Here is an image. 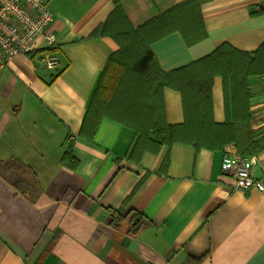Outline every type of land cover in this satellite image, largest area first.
Listing matches in <instances>:
<instances>
[{
    "label": "crops",
    "instance_id": "1",
    "mask_svg": "<svg viewBox=\"0 0 264 264\" xmlns=\"http://www.w3.org/2000/svg\"><path fill=\"white\" fill-rule=\"evenodd\" d=\"M182 1L47 0L55 66L19 53L0 68V264H183L201 256L200 264H264V191L236 189L221 169L224 151L177 142L132 161L134 132L109 118L92 141L78 136L118 49L110 35L93 32L117 6L137 27ZM200 6L205 38L187 45L174 31L150 44L161 69L188 64L223 42L245 51L264 42V0ZM248 83L251 123L263 147L246 157L254 159V177L264 179V76ZM163 99L165 121L181 123L180 92L165 87ZM212 107L214 120L223 122L220 76L213 79ZM70 140L74 169L60 162ZM227 148L235 153L232 144ZM17 177L23 191L11 182ZM112 211L125 217L115 222Z\"/></svg>",
    "mask_w": 264,
    "mask_h": 264
},
{
    "label": "trees",
    "instance_id": "2",
    "mask_svg": "<svg viewBox=\"0 0 264 264\" xmlns=\"http://www.w3.org/2000/svg\"><path fill=\"white\" fill-rule=\"evenodd\" d=\"M174 31L181 34L187 45L207 36L200 0L179 2L137 27L117 6L97 27L93 35H110L117 42L118 49L108 57L100 74L78 136L92 141L103 118L114 120L134 132L127 158L136 162L146 151L158 153L163 145L171 146L177 142L191 145L195 150L207 148L221 151L232 144L235 153L240 156L259 152L263 145L251 123L250 100L254 93L248 80L264 76V42L253 51L240 50L223 42L209 54L165 71L160 68L150 44ZM57 49L52 44L26 54L31 59L37 57L45 61ZM61 71L59 69L55 76ZM215 76L222 79L223 122H216L213 118L212 85ZM165 87L180 92L181 123L169 124L165 121ZM72 148L73 141L70 140L60 162L74 169L78 161L72 154ZM166 156L160 170L167 168ZM11 182L18 191H23L20 188L24 183L22 178H12ZM129 214L143 218L136 211ZM112 216L115 222L125 217L118 211H112ZM203 258L188 257L183 264H200Z\"/></svg>",
    "mask_w": 264,
    "mask_h": 264
},
{
    "label": "built area",
    "instance_id": "3",
    "mask_svg": "<svg viewBox=\"0 0 264 264\" xmlns=\"http://www.w3.org/2000/svg\"><path fill=\"white\" fill-rule=\"evenodd\" d=\"M52 18L47 0H0V68L16 54L54 44L55 37L50 27ZM56 63L54 56L45 60L48 68ZM253 164V158L232 153L227 148L221 169L233 179L236 189L264 191V179L254 177Z\"/></svg>",
    "mask_w": 264,
    "mask_h": 264
}]
</instances>
